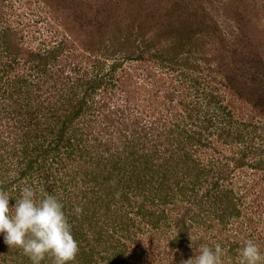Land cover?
Listing matches in <instances>:
<instances>
[{
    "label": "rangeland",
    "instance_id": "obj_1",
    "mask_svg": "<svg viewBox=\"0 0 264 264\" xmlns=\"http://www.w3.org/2000/svg\"><path fill=\"white\" fill-rule=\"evenodd\" d=\"M213 20L220 32L214 36L177 32L182 24L197 33L199 26L212 30ZM1 33L6 45L0 46V61L14 64L15 73L8 75H26L32 87L15 91L22 82L13 89L0 83L3 181L10 183L16 199L25 182L37 198L56 195L67 207L68 220L76 216L84 223L92 244L104 233L95 252L81 260L80 251L70 264H181L199 255L201 246L214 249L216 244L221 245V264H239L248 239L264 254V0H0ZM52 49L56 53L49 56ZM55 84L67 86L54 93L55 102L37 89ZM27 120L39 122L40 130L52 123V130H38L45 136L40 140L44 146L24 158ZM193 130L206 144L188 142ZM144 133L146 146L137 139ZM179 142L188 144L180 153L189 157L171 161L167 184L175 199L163 197L160 183H150L158 193L144 190L143 197L129 200L122 193L108 194L104 178L113 167L109 154L137 151L121 161L137 172L147 157L141 161V153L154 147V154H162ZM156 156L153 163L160 162ZM29 162L31 169L22 175L20 168ZM192 168L208 171L197 178L198 172L190 174ZM215 171L222 187L230 190V204L240 211L237 224L216 216L217 205L205 195ZM177 173L179 178H173ZM144 201H149L147 208L164 209L160 228L147 222L140 209ZM75 206L84 213L96 211L92 221L98 226L86 224L83 212L74 214ZM121 216L126 225L134 220L137 227L119 233ZM181 231L184 236L176 239ZM108 232L116 249L107 245ZM0 264L31 261L20 248H9L0 234ZM41 264L52 260L46 256Z\"/></svg>",
    "mask_w": 264,
    "mask_h": 264
},
{
    "label": "trees",
    "instance_id": "obj_2",
    "mask_svg": "<svg viewBox=\"0 0 264 264\" xmlns=\"http://www.w3.org/2000/svg\"><path fill=\"white\" fill-rule=\"evenodd\" d=\"M201 22H202V24L203 23H207V22H204L203 20ZM216 23L217 22L214 21V20L210 22V26H211L212 30H206L205 27H203V26L200 27L199 26V30H198L199 33L196 32L197 30L192 31L189 27H187L186 25L182 24V25L179 26V30L177 29V32H179L178 34H184V35L185 34L187 35V34H190V33L191 34H195L196 33L198 35L199 34L202 35L201 32H204L207 36L210 37V36H214L215 33L216 34L220 33L218 25ZM3 33L0 34V46L1 45H6V42L4 41L3 36H2ZM189 42H191V40ZM188 44H190V43H188ZM184 45L186 46L187 44L184 42ZM184 45H183V47H184ZM54 53H56V50L52 49V51L50 52L49 56H52V54L54 55ZM36 55L38 57H40V55H38V54H36ZM1 59L2 58H1V54H0V60ZM2 63H3V67L0 68V83L3 84V86L5 84H7L8 87L10 85L11 88L13 89V88H15V86H16V84L18 82H22L20 84V86L15 89V91H18L21 86L23 87L24 85L25 86L29 85V80L26 77V75H22L20 73L14 74L13 77L12 76L10 77L8 75L9 73L13 72V71H11V69H13V67H14L13 60L12 61L10 60L9 62L7 61L6 63H4V61H0V64H2ZM44 63H45V61H42L41 64H38V68L40 69V67H43ZM40 71H41V69H40ZM13 73H15V72H13ZM58 75H59V73H58ZM4 77H5V80H4ZM59 77H60L59 79L62 81V79L64 77V73H62ZM56 78H58V77H56ZM47 79L48 78H46L45 80L47 81ZM2 80H4V82H2ZM46 81H45V84H46ZM3 86L0 85V89ZM232 86L235 87V85H233V84H232ZM29 87H30V89H32V87L30 85H29ZM65 88H67L66 84H63V86L61 88H58L57 84L48 86V88H46V87L41 88V86L38 87V85H37V89H39L40 91L43 90L42 93L43 92L48 93L45 98L49 99L52 102H55V101L59 100L58 98L54 97V93L56 91H60V90H63ZM214 97H216V96L214 95L212 97V99ZM52 99L55 100V101H53ZM209 100L212 101L211 98ZM190 111H192L191 114H193V111H196L195 107L190 109ZM4 124H5V122H4ZM50 124H52V123L46 122V124L43 125L41 130H44V132L48 131L47 133L49 134L51 132V130H52V125H50ZM0 125L2 126V123H0ZM39 125H40L39 122L35 123V122H31L30 120H27L26 124H23V126H25V127H24V131L22 132V135L24 136V139L26 140V142L25 143L22 142L24 146L21 147V153H22V156L24 158H26L33 149L37 150V149H40L41 146H44L43 142H45V141H40V140H45V136H42L41 134H39V135L37 134L38 130H40ZM7 126L6 125L4 126L5 127L4 128L5 132L8 129ZM206 128H208V127H206ZM41 130H40V132H41ZM59 134L60 133H58V135ZM197 134L198 133L196 132V130H193V132H191V136L189 137L190 139H188L189 140L188 142H192V141H194V143L202 142L201 141L202 140V135L200 134V136L198 137ZM176 135H177V140L179 138H181L180 137V133H176ZM147 138H148L147 134L144 133V134L139 135V137L137 139H139L140 143H142L143 145L145 144V146H146ZM17 140L18 139L16 138V141ZM37 140H39V141H37ZM185 140H187V139H185ZM32 141H34L35 144H33ZM202 143H204V142H202ZM101 144H102V142L100 141V143H97L94 146L95 147L96 146H100ZM204 144H206V143H204ZM45 145H46V143H45ZM132 145H133V148H136L137 141H136V143L133 142ZM5 146L6 145L4 144L3 146H1V148L5 147ZM76 146H77V148H76L77 151L81 152V148H82L81 142H78ZM103 146L105 147V145H103ZM187 146H188V144L186 142H179V143H176V146H174L173 148L166 147V150L162 154H154V152L157 151V149L156 148L154 149V147L147 154L141 153L140 154L141 155L140 157H142L141 161L143 160V157H146V156L147 157H146L145 161L142 163L143 167H138L140 169H138L137 172L135 170L136 167H130L131 168L130 170L125 169L124 166H126L128 163L124 162L125 165H123V164L121 165V161L122 160H125V158L127 160V158L129 156L131 157V155H134V154L138 153L137 151H130L131 154H129L127 156H121L119 153H116V152L109 154L108 155V158H109L108 160H110V159L113 160L112 161L113 162V167L108 170V173L105 175V178H104V182L105 183H109L108 187L111 188L110 190H108V192H110L108 194L114 196V194L122 193V195H124V197L127 200H129V199H131V196L134 197V195L135 196L142 195V197H143L144 196V193H143L144 190H147L149 193H154V192L158 193L159 191L156 189V187L154 185L150 184V183H160V187H158V188L160 189V191H162L163 197L170 198V199H175V190H174V188L171 187V189H170L169 185L167 184V182L169 183V181H170V180H167L168 177H169L168 176V174H169L168 172L172 170V168H171L172 162L171 161L175 157L187 156L186 154H181L180 153V150H183L184 148L186 149ZM11 147H12V152L13 153L16 152L15 151L16 146L12 145ZM177 147H179L180 149H178ZM105 151L109 152L110 149L108 147H105ZM187 154H189V153H187ZM1 155L2 154H0V157H1ZM155 155H157L156 158L160 159V162H157V163H153L152 162V159L155 158ZM188 157H189V155L186 158H188ZM238 160H240V157L238 158ZM119 164H120V166H119ZM195 164H196V162H195ZM260 164H256V165H260ZM31 167H32V164H31V162H29V165H28V167H26V169H21L20 168V171H21L20 173L22 175H25V173L27 172L26 170L27 169L30 170ZM206 170L208 171L207 168H202V170L201 169H199V170L198 169H193V168L189 169L190 174H192V176L195 174V172L199 173L198 174L199 176L197 175V178L202 176V175L207 174V172H205ZM209 171H211V170L209 169ZM218 171H215V172H213L211 174L212 177L209 178L211 181H208V183H211V186H209L208 189L205 190V195H206L207 198L208 197H212V199H211V200H213L212 203L214 205H217V208L214 209L215 210L214 214L216 216H219L222 219H227V220L231 219L232 223L237 224V218L240 215V211H239V209H237L236 204H234V205L230 204V203H232V202H230L231 200H230V197H229L230 190L229 189H224V187H222V185L219 183L218 175H219V172L221 170L219 172ZM1 175H2V173L0 171V188H3L6 191H7V189H9L11 191L12 190L11 186H9L10 183H6L5 181H3V179H2L3 177ZM173 178L178 179L179 178V174L178 173L175 174ZM197 178L196 179L193 178V180H197L198 181ZM112 183H116V184L112 185ZM117 183H119V184L121 183V185H119V184L117 185ZM108 187H107V189H108ZM119 189L121 191H119ZM213 189H214V192H212ZM164 191H166V192H164ZM10 199H11L10 202H12V204L15 203V200H16L15 193L13 194L12 191H11V198ZM152 200L150 202L154 203V201H152ZM156 200L157 199H155V201ZM148 203H149V201H148ZM148 203L146 201L142 202L143 205L140 206V209L144 210L145 213L147 214V216L145 215V217L147 219V222H149L151 226H155L157 228H160L161 225H162L161 220H162V218H164V215H165L164 214L165 213L164 209L163 208H159V207L157 208V207H154V206H152V207L149 206V208H147L148 207ZM95 204L98 205L99 204L98 201ZM68 209H69V207H68ZM63 210H64L65 213H67V211H66L67 207L65 205H64ZM82 215L84 216L83 221L86 224L88 223L90 227L95 225V226H93V228L95 229L98 226V224H99V223H97L98 221H95V222L92 221V219L93 220H97L96 219V217H97L96 211L90 212V211L87 210L85 213L83 212ZM233 216L236 217V220L233 219V218H235ZM67 217H68V215H67ZM121 217H122L121 222L117 223V225H116L117 229L122 230L119 233H129L128 230H130L131 228H132V230H134L137 227V222L136 221L131 220L132 223L130 225H126L127 219L124 218L125 216H121ZM87 218H88V221H87ZM72 220H76L75 222H77V223H74L72 225L73 226L72 234H73L74 238L79 242V248L80 249L81 248L84 249V250H80L82 252V254H83V257L81 258V260H82V259H85L86 257H88L87 255H89L90 253L95 252V248H94L95 247L94 246L95 243H100L102 241L104 243V233H103V235L100 234L99 237L97 236L95 238V240L92 241L93 242V244H92L91 240H89L87 232L82 228L84 223L82 221H79L76 216L72 217V219H70L69 221L72 222ZM225 223H226V221H225ZM95 233L96 232H94V234ZM183 234H184V232H182V234H180L176 239H179L180 236H182ZM110 235L113 236L109 232L106 235V237L108 236V238H106V239H109L107 245H109L111 249H116L117 243H116V241L110 240ZM80 236H83V237L80 239ZM176 239H174V240H176ZM124 254H125V250H124ZM109 257H111L110 254H109ZM122 258H125V255H123ZM137 258L138 259L140 258L139 255H138ZM141 258H143V257H141Z\"/></svg>",
    "mask_w": 264,
    "mask_h": 264
},
{
    "label": "clouds",
    "instance_id": "obj_3",
    "mask_svg": "<svg viewBox=\"0 0 264 264\" xmlns=\"http://www.w3.org/2000/svg\"><path fill=\"white\" fill-rule=\"evenodd\" d=\"M10 194L0 188V234L9 248H20L31 264H41L50 257L52 264H70L80 248L72 234L63 208L56 195L45 194L37 198L36 190L26 182L20 189V198L10 206ZM74 214L83 212L75 206ZM221 245L215 248L201 246L199 255L182 260L181 264H221ZM239 264H264V254L258 244L248 239L240 249Z\"/></svg>",
    "mask_w": 264,
    "mask_h": 264
}]
</instances>
